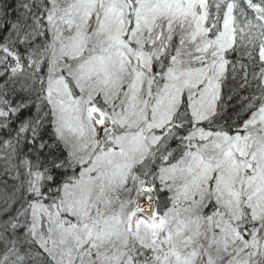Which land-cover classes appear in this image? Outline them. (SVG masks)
<instances>
[{
	"label": "snow or ice",
	"instance_id": "snow-or-ice-1",
	"mask_svg": "<svg viewBox=\"0 0 264 264\" xmlns=\"http://www.w3.org/2000/svg\"><path fill=\"white\" fill-rule=\"evenodd\" d=\"M0 264H264V0H0Z\"/></svg>",
	"mask_w": 264,
	"mask_h": 264
}]
</instances>
